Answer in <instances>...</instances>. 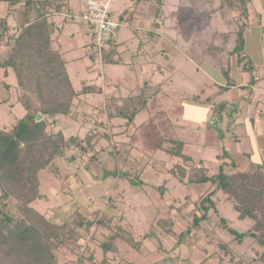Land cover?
Masks as SVG:
<instances>
[{
  "label": "rangeland",
  "instance_id": "1",
  "mask_svg": "<svg viewBox=\"0 0 264 264\" xmlns=\"http://www.w3.org/2000/svg\"><path fill=\"white\" fill-rule=\"evenodd\" d=\"M121 1V4L112 1L110 3L113 6L112 20L118 24L114 37L117 55L113 56L118 61L114 63L102 61L101 49L110 48V42H107L106 46L97 47L99 56L93 59L95 69L88 70L83 61L87 51L88 53L92 51L89 45L71 52L77 55V60L68 66L73 86L79 90V95L72 107V115L60 117L61 126H68L65 129L66 135L77 132L84 136L86 132L90 133L93 130V134L97 136L94 145L87 152L75 148L67 150L41 174L43 191L50 200H39L35 205L49 218H53L59 210L63 214L59 220L61 222L67 220L64 222L66 228L74 231L70 234L67 231L68 236L63 238L69 249L64 260L67 264H76L78 258H87V249L92 251L95 248V251L101 253L100 244L108 238V231L96 226L89 230L75 229L74 221L68 220L67 217L70 204L77 201L81 209L87 213L94 209H104L117 214L122 209L124 219L138 234L150 231L152 225L160 231L163 250H160L158 243L153 240L143 238L144 243L140 251L131 247L127 241L120 240L118 244L121 255H112L114 260L121 261L124 258L139 264H261L258 258L264 252L263 244L249 236L240 243L220 225V216H225L234 228L245 232L251 220L239 219L231 203L219 193V211L211 212L209 220L203 221L199 228H192L193 202L209 189L211 184H181L169 170L177 162L183 164L182 161L176 157H169L162 151L153 155L145 152L143 148V154L136 150L133 152L134 148L130 149V143L127 144L129 140L127 133L135 130L136 125L129 130L123 123L112 127L104 107L110 99V93L126 97L143 92L149 98L158 90L157 102L151 106L149 114L164 110L175 118L173 114L177 105L183 103L184 115L182 112L183 116L176 113L178 118L173 121L174 131L181 138L191 136L197 138L196 143L185 147V151L193 160L183 165L190 167L202 162L204 166L209 167L210 172H217L222 165L226 171L235 172L249 170L253 162H264V114H260L264 105L259 97L264 85V0H252L248 20H244L238 10L230 11L229 8H223L222 0H163L162 3L159 0L139 3H135L134 0ZM124 2L133 6L129 7V12L133 10L136 19H130L131 21L120 19L119 12ZM135 6L138 9H135ZM7 12L8 7L0 3V17ZM11 17L16 31L18 22L15 21L14 15ZM244 21H247L244 31L245 61L239 63L238 56L232 51L237 45V33ZM132 22L135 25H132ZM197 27L199 33L211 43L210 45L204 38L207 51H210V46L221 48L219 60L223 61V68L230 67L231 76L236 81L238 89L229 88L227 91L222 88L227 86L228 80L221 71L223 68L220 67V70L215 67L212 62L216 59L208 55L209 52L205 51L207 54H203L201 49L192 43ZM69 45H72L70 37L67 46ZM251 64L252 72L246 71L245 67ZM102 70L109 77L111 88L100 94L88 95L94 105L93 108L89 101L86 100V103L84 100L81 101L80 98L84 95L81 87L84 81L89 82L88 84L98 82L104 86ZM257 74L263 78L251 85L252 88L247 86L250 85L252 75ZM4 79V72L0 67V126L8 127L17 117L23 116L25 111L17 102L13 71H10L6 78L11 84L10 89L5 86ZM220 102L229 104L238 102V112L223 118L218 112L220 109L217 105ZM147 115L146 112L138 115L136 123L145 120ZM104 124L111 128V132L116 130L120 135L118 138L125 141L117 155L113 149L117 140L114 138L115 140L110 142L105 136L102 127ZM95 130L98 133H95ZM94 154L101 157L107 170L119 172L120 175L128 174L125 179L138 178L141 174L146 184L140 187L131 185L128 180L121 183L120 180L113 178L115 176L103 180L104 171L97 165L98 177L93 174L92 178L87 177L89 182L85 198L83 195L80 197V194L74 197V194L63 191L64 184L74 188L76 185L74 178L80 181V177L74 176L79 170L86 172L89 168L94 171L93 166H86L88 159ZM151 159L155 161L152 162ZM192 169L189 168L188 174L192 173ZM64 176L73 177V180L63 183ZM164 179L166 189L160 197L157 190ZM122 187L126 190L120 195ZM108 191L115 196L113 202L117 207H112L109 200L104 199L103 196ZM11 204L15 205V201L12 200ZM58 205L61 208H58ZM160 219L166 221L173 219V230L166 231L159 227L157 221ZM187 228H191L190 233L178 242L180 233ZM262 237L264 238V235ZM219 242H227L231 254L224 253L219 247ZM21 263L15 252L6 248L0 250V264ZM82 263L102 264L96 258Z\"/></svg>",
  "mask_w": 264,
  "mask_h": 264
},
{
  "label": "trees",
  "instance_id": "2",
  "mask_svg": "<svg viewBox=\"0 0 264 264\" xmlns=\"http://www.w3.org/2000/svg\"><path fill=\"white\" fill-rule=\"evenodd\" d=\"M134 1L139 3L147 0ZM159 1L163 2V0ZM222 1L223 8H229L230 11L238 10L244 20L249 19V5L252 0ZM0 2L5 3L8 7L7 14L0 17V67L4 72L3 82L10 89L11 84L7 82L6 78L10 71H13L17 102L22 105L25 111L23 116L17 117L8 127L0 126V250L6 248L15 252L22 261L21 264H67L64 258L69 249L63 238L74 231L66 228L64 222L66 223L67 220L61 223L54 222L35 205L39 200L49 201L48 195L42 188L41 174L67 150L75 148L82 152L89 151L97 136L93 134V130L90 133L86 132L84 136L78 133L66 135L65 129L68 126H61L60 117L72 115V107L79 95L67 70L63 52L54 45L52 25L48 20L51 8L61 9L62 5H56L50 0H39L40 7H38V0H0ZM16 6L20 7L17 8L18 26L15 31L8 18ZM127 12L128 10H125L120 15L121 19H124ZM245 27H247V21L241 24L237 33V45L232 51L238 56L239 63L245 61ZM196 30L197 33H195L192 43L203 53L209 52L208 55L217 60L213 62L214 65L223 68V61L219 60L221 48L210 46V51H207L204 46L206 38L202 33H199L198 27ZM115 41L111 40V49H101L103 62L118 61L113 57L117 55ZM2 46L5 48H3L4 50ZM92 46L91 49L94 51H92L91 57L96 59L99 56L97 46L93 42ZM245 64L247 63L245 62ZM245 69L252 72L253 64L246 66ZM222 72L228 79L227 86L222 88L228 90L235 86L236 81L230 74V67H224ZM261 79L262 76L258 74L252 75V79L249 80L250 85L247 86L251 87ZM157 91L149 98L143 92L130 94L126 97L112 93L104 107L106 117L112 123V127L123 123L129 130L130 127L136 125L132 133L130 131L127 133L129 136L127 144L130 143V149L139 145L148 153L162 150L169 157L179 158L183 164H189L193 157L185 151V147L190 142L196 143L197 140L179 137L174 131L171 114L161 110L157 112L158 114L149 115L142 122L136 123L138 115L149 111L151 106L157 102L159 92ZM81 92L83 94L102 93L103 87L95 83L84 84ZM217 106L220 109L218 112L223 115V118L238 112V102L234 104L220 102ZM183 107L184 105L179 103L173 115L181 114ZM260 114H264V111L261 110ZM102 127L106 134L104 135L110 139V142L117 140L113 149L116 155L119 154L121 144L125 141L118 138L120 135L116 130L111 132L108 125L104 124ZM56 128L58 129L56 130ZM95 133L98 132L95 130ZM224 153L227 152L224 151ZM220 157L218 156V158ZM183 164L177 162L169 170L181 184H211V187L193 202L191 227L199 228L203 221L209 220L211 212L219 211L218 194L222 193L225 200L231 203L233 209L238 213V218L250 219L251 224L245 232H241L231 225L227 217L220 216V225L240 243L249 236L264 245L262 237L264 235V162H253L249 170H236L235 172L226 171L223 165L217 172H210L202 162L190 165V167ZM89 165L94 168V171L87 168L93 176L99 171L98 165L104 171L103 179L115 176L119 180H128L131 185L141 187L146 184L139 173L138 178L125 179L128 174L120 175L119 172L107 170L98 154L90 156L86 166L89 167ZM191 167L193 168L192 173L188 174ZM96 177L98 176L96 175ZM165 183L164 179L158 186L157 191L160 197L163 196L166 189ZM125 190V187H122V192L120 191L119 194L123 195ZM109 193H103L104 199L109 200L112 207H117V204L113 202L115 196ZM12 200L15 201V205L11 204ZM123 214L122 209L115 214L104 209H94L87 213L83 209L77 208L67 218L74 221L76 230L82 228L89 230L92 226H96L101 230L108 231V238L100 244L101 253L95 251V248L92 251L87 249V258H78L76 264H84L82 261L85 262L93 258L98 259L102 264H139L134 260L124 258L121 261L114 260L112 255H121L118 244L120 240L127 241L137 251H140L144 240H153L158 243V248L163 250L161 233L154 225L151 224L150 231L138 234L126 222ZM157 224L162 229L171 231L174 221L173 219L169 221L160 219ZM190 231L191 228H187L181 232L178 242ZM218 244L224 253L231 254L227 248V242ZM258 260L261 264L264 263V252Z\"/></svg>",
  "mask_w": 264,
  "mask_h": 264
},
{
  "label": "crops",
  "instance_id": "3",
  "mask_svg": "<svg viewBox=\"0 0 264 264\" xmlns=\"http://www.w3.org/2000/svg\"><path fill=\"white\" fill-rule=\"evenodd\" d=\"M51 2H54L56 5L57 4H59V5H62V7H61V9H55V8H51V15L49 16V22L51 23V25H52V38H53V40H54V45L56 46V47H58L62 52H63V57H64V59L66 60V67H67V70H68V66L72 63V62H74V63H76V60H77V58H76V54L75 53H72L71 54V52H73V51H75L76 49H78V48H81L82 46H86V45H89L90 46V48L92 47L93 48V46H92V33H91V31H90V29H89V27L81 20V13H82V10H83V8H84V5H85V2H86V0H50ZM113 3L114 2H118V4L120 3H122V1L121 0H111ZM111 1H110V3H111ZM135 2V1H134ZM0 3H2V4H5V3H3V2H0ZM38 7H40V2H39V0H38ZM6 5V4H5ZM7 6V5H6ZM20 6H16L15 8L16 9H12V12H11V15H14V19H15V21H17L18 22V12H17V8H19ZM113 6H111L110 5V10H111V14L113 13V8H112ZM122 7V9H120V12H119V14L121 15L125 10H128V12L125 14V16H124V19H122V20H124V21H129V19H133V18H135V15H134V11L132 10V11H130L129 12V7L130 8H133V6H129L128 5V2H124V4L121 6ZM135 9H138L136 6H135ZM115 10V9H114ZM13 11H15V12H13ZM11 15L9 16V18H8V21H9V23L13 26L14 24L11 22V21H13V19H12V17H11ZM113 16V15H112ZM111 16V17H112ZM120 19H121V17H120ZM136 19V18H135ZM131 21V20H130ZM134 21V20H133ZM134 24V22H132V25ZM135 25V24H134ZM14 27V26H13ZM13 31H14V29H13ZM88 34H89V37H88ZM90 34H91V36H90ZM68 37V38H67ZM69 37H70V39H71V43H72V45H69V46H67V44H68V42H69ZM88 37V38H87ZM59 43V44H58ZM92 50V49H91ZM92 51H94V50H92ZM92 51L91 52H89L88 53V51H87V53H86V55L83 57V61H84V63H85V66H87V69L88 70H93V69H95L96 68V65H93V64H95V62L93 61V58L91 57V54H92ZM202 51V50H201ZM202 53H203V51H202ZM203 54H205V53H203ZM208 56V55H207ZM209 57V56H208ZM212 64H214L213 62H212ZM93 66V67H92ZM215 67H217V66H215ZM217 68H219L220 69V67H217ZM221 70V69H220ZM222 71V70H221ZM68 72H69V70H68ZM69 74H70V72H69ZM231 74V73H230ZM102 79H103V84H104V86H102L103 87V92L105 91V90H107V89H110L111 88V82H109V77L108 76H106V74H105V72H103V70H102ZM70 78H71V75H70ZM263 78V77H262ZM245 79V78H244ZM71 80H72V78H71ZM263 81H264V78H263ZM73 82V81H72ZM84 84L86 83V84H88L87 82H83ZM82 83V84H83ZM92 83H95V84H98V82H92ZM91 84V83H90ZM236 84V83H235ZM98 85H101V84H98ZM244 85V84H243ZM242 85V86H243ZM237 86L238 85H235V86H232V87H230V89L232 88V90H233V88L235 89V88H237ZM82 87H83V85H82ZM82 87H81V89H82ZM76 89V88H75ZM229 89V90H230ZM238 89V88H237ZM262 91L260 92V98H261V103H262V105H264V85L262 86ZM229 90H227V91H229ZM77 91H79V90H77ZM226 91V92H227ZM240 91V90H239ZM102 92V93H103ZM242 93V92H241ZM89 94H96V93H89ZM89 94H84L83 96H82V98H80L81 99V101L82 100H84V102L86 103V100L87 101H89L90 103H91V101H90V98L88 97V95ZM100 94V93H99ZM110 94H112V93H110ZM109 94V95H110ZM164 95V94H163ZM87 96V97H86ZM240 97V96H239ZM94 101V100H93ZM230 102V101H229ZM97 103H99V102H97ZM92 104V103H91ZM183 104V103H182ZM86 105H88V104H86ZM93 105V104H92ZM89 106V105H88ZM93 108H94V105L92 106ZM176 110V109H175ZM263 111H264V109H263ZM144 112H146V113H148V115H147V117L150 115L149 113V111L147 110V111H144ZM144 112H142V113H144ZM182 113H183V115H184V112L182 111ZM182 113L180 114V116L182 115ZM141 114V113H140ZM139 114V115H140ZM182 115V116H183ZM174 118V117H173ZM176 118H178V117H176V115H175V118L173 119V121L176 119ZM64 125V124H63ZM68 128V127H67ZM135 129V128H134ZM133 132V131H132ZM132 132H130V133H132ZM77 133V132H76ZM80 135V134H79ZM178 136H179V134H178ZM180 137V136H179ZM190 138H195V137H188V138H182V139H190ZM195 139H197V138H195ZM217 140H219V138L217 137ZM189 144H193V143H189ZM188 145V144H187ZM139 151V152H142V148L138 145V146H136V148H134V150H133V152L134 151ZM158 151H162V150H158ZM158 151H156V152H158ZM156 152H154V153H149L150 155H153V154H155ZM162 152H164V151H162ZM165 153V152H164ZM142 154H143V152H142ZM146 154V153H145ZM166 154V153H165ZM167 155V154H166ZM146 156H147V154H146ZM168 156V155H167ZM144 157V156H143ZM218 157V156H217ZM146 160V159H145ZM151 161L152 162H154L155 161V159L153 160V159H151ZM150 161V162H151ZM146 165H147V161H146ZM174 165V164H173ZM148 168V167H147ZM207 168H209V167H207ZM79 174V175H78ZM60 175V174H59ZM61 176V175H60ZM74 176H77L78 178L80 177L81 179H80V181H77V179L76 178H74V182H76L75 184V186H74V188H70V186L68 185V184H66L68 187H66L65 188V184L63 185V191H66V192H70V193H68V194H74V197H76L78 194H80V197L83 195V197L85 198V196H86V193H87V188H86V186H87V184H88V179H87V177H89V176H91V178L93 177L92 176V173L90 172V171H86V172H84V171H82V170H79L78 171V173L76 174V175H74ZM109 178V177H108ZM113 178H116V177H113ZM70 179H72L73 180V177H71V178H65V176H64V179L62 180L63 181V183H65L66 181L67 182H70ZM103 180H105V179H103ZM102 180V181H103ZM119 180V179H118ZM96 181V180H95ZM101 181V182H102ZM121 181V183H124L126 180H123V179H121L120 180ZM78 182V183H77ZM99 182V181H98ZM42 184H43V182H42ZM43 186V185H42ZM43 188V187H42ZM118 189V188H117ZM110 191H111V189H110ZM110 191H108V192H110ZM111 193V192H110ZM109 193V194H110ZM93 196V195H92ZM94 197V196H93ZM72 199H75V198H73L72 197ZM49 200H50V197H49ZM60 200H61V198H60ZM60 200H58V201H60ZM57 201V200H56ZM72 204V205H71ZM70 204V206H69V209H68V213H69V216L77 209V208H82V207H80L81 205H78V202L76 201V202H72ZM57 205V204H56ZM58 208H61L60 207V205H58L57 206ZM63 214H62V212H59V210H58V212H56L55 214H54V216H53V218H51L50 217V219L52 220V221H54V222H57V223H61V221L59 220V218L62 216ZM68 218V217H67ZM65 220V219H64ZM63 222V221H62Z\"/></svg>",
  "mask_w": 264,
  "mask_h": 264
},
{
  "label": "built area",
  "instance_id": "4",
  "mask_svg": "<svg viewBox=\"0 0 264 264\" xmlns=\"http://www.w3.org/2000/svg\"><path fill=\"white\" fill-rule=\"evenodd\" d=\"M111 0H86L81 13L82 21L92 33V42L98 47L106 46L116 35L117 22L110 13ZM110 45V43H109Z\"/></svg>",
  "mask_w": 264,
  "mask_h": 264
},
{
  "label": "water",
  "instance_id": "5",
  "mask_svg": "<svg viewBox=\"0 0 264 264\" xmlns=\"http://www.w3.org/2000/svg\"><path fill=\"white\" fill-rule=\"evenodd\" d=\"M39 118H40V116H39ZM215 125V124H214Z\"/></svg>",
  "mask_w": 264,
  "mask_h": 264
}]
</instances>
